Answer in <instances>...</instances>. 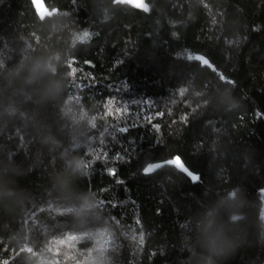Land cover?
I'll list each match as a JSON object with an SVG mask.
<instances>
[{"label":"trees","instance_id":"1","mask_svg":"<svg viewBox=\"0 0 264 264\" xmlns=\"http://www.w3.org/2000/svg\"><path fill=\"white\" fill-rule=\"evenodd\" d=\"M42 2L0 0V264H193L213 220L217 264H264V0ZM39 55L54 100L17 71ZM177 154L196 181L152 168Z\"/></svg>","mask_w":264,"mask_h":264},{"label":"clouds","instance_id":"2","mask_svg":"<svg viewBox=\"0 0 264 264\" xmlns=\"http://www.w3.org/2000/svg\"><path fill=\"white\" fill-rule=\"evenodd\" d=\"M51 64L52 61L48 56L39 55L33 57L30 62L21 63L17 69V71L25 74L24 80L26 82L37 85L35 93L41 102L56 99L64 88L63 80L55 76L53 67L49 66ZM173 160L180 162L182 158L177 154ZM69 166L75 173L83 174L85 171V166L80 163L78 157H74L69 161ZM61 182L66 183V181L62 180ZM231 198H235L234 193L231 194ZM93 206L92 197L84 194L80 198L78 209H73V212L88 210ZM229 219L232 220V217H229ZM238 243L237 235L230 228L224 224H218L214 220L209 221L204 225L201 232V247L203 251L195 255L193 264H217L218 259L233 252ZM42 264H52V262L47 261L42 262ZM81 264H103V260L87 257Z\"/></svg>","mask_w":264,"mask_h":264},{"label":"water","instance_id":"3","mask_svg":"<svg viewBox=\"0 0 264 264\" xmlns=\"http://www.w3.org/2000/svg\"><path fill=\"white\" fill-rule=\"evenodd\" d=\"M123 3L125 4H128V5H131V6H134V7H143L144 5V0H121ZM33 7L35 8V10L37 11H43L44 9V5H43V2L42 0H31ZM162 165H166V166H173L174 168H176L177 170H179L180 172L186 174L188 176V178H190L191 180L193 181H196L197 179H192L191 178V175L189 173H192L191 171L189 172H185L183 170H180L183 168V163L180 161V162H176L174 161L173 159L172 160H165V161H161V162H158L156 163L152 168H157V167H160Z\"/></svg>","mask_w":264,"mask_h":264},{"label":"snow or ice","instance_id":"4","mask_svg":"<svg viewBox=\"0 0 264 264\" xmlns=\"http://www.w3.org/2000/svg\"><path fill=\"white\" fill-rule=\"evenodd\" d=\"M145 12H147L148 11V8L146 7V8H142ZM210 62V61H209ZM211 63V62H210ZM231 83H233L234 84V82L233 81H230ZM181 119H186V117H181ZM133 126H135V125H133ZM128 130H129V128L127 127V128H121L120 129V132L121 133H126V132H128ZM117 155V157H119V153H117L116 154ZM174 158V156L172 157V158H170V159H168V160H172ZM181 162H182V160H181ZM180 170H183V171H185V172H189V170L187 169V167H186V165L183 163V168L182 169H180ZM153 171V169H151L150 167H148V166H145V167H143V169H142V172L143 173H145V174H149V173H151ZM107 172H108V174L109 175H112V176H115V174H116V171H115V169H107ZM190 175H191V178L192 179H197L198 178V175L197 174H192V173H189ZM118 183H123V181H118Z\"/></svg>","mask_w":264,"mask_h":264},{"label":"rangeland","instance_id":"5","mask_svg":"<svg viewBox=\"0 0 264 264\" xmlns=\"http://www.w3.org/2000/svg\"><path fill=\"white\" fill-rule=\"evenodd\" d=\"M201 61H205V59L201 58ZM263 195H264V193H263Z\"/></svg>","mask_w":264,"mask_h":264}]
</instances>
